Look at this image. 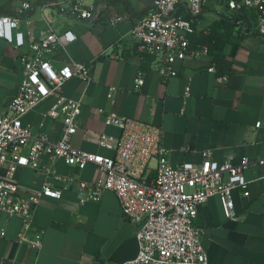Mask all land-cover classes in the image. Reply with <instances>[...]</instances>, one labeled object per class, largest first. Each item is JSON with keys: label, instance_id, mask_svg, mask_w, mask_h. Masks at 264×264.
<instances>
[{"label": "crops", "instance_id": "crops-1", "mask_svg": "<svg viewBox=\"0 0 264 264\" xmlns=\"http://www.w3.org/2000/svg\"><path fill=\"white\" fill-rule=\"evenodd\" d=\"M25 2L33 7L21 15L19 28L13 32L23 31L26 45L20 50L0 37V114L7 112L24 78L20 52L30 49V39H41L49 25L58 33L72 30L77 40L48 56L55 68L71 58L84 61L95 76L85 93V83L78 77L63 87L66 95L82 98L73 147L114 155L113 150L99 146L97 134H121L119 127L105 122L106 114L116 112L159 126L173 165H200L207 151L218 162L231 159L237 163L247 156L252 164L244 176L250 194L245 196L242 188L232 192L237 219L227 218L219 196H212L199 206L195 222L203 229L201 243L209 264H264V163L257 161L264 159V37L256 32L236 34L231 29L235 13L227 1L207 0L194 26L196 32L206 34L216 28L222 35L210 42L216 53L177 59V74L165 79L155 68V56L141 52L130 33L154 0H0V16H20ZM75 5L96 6L101 17L93 22L82 20L73 13ZM187 12V6L181 5L179 13L187 16ZM116 14L125 15V20L109 23L108 17ZM245 15L255 22L252 10H245ZM212 64L229 76L226 83H219L217 73L208 70ZM140 73L145 83L137 89L135 78ZM188 84L189 95L185 93ZM110 86L117 88L114 102L107 96ZM55 100L51 96L23 116L25 125L46 133L52 141L63 130L61 119L45 115ZM101 108L103 115L98 113ZM154 159L153 169L157 166ZM42 160L51 163L45 154ZM53 166L62 177L91 181L100 174L93 163L79 168L60 158ZM18 179L34 188L48 180L61 188L62 197L43 196L36 206L34 226L44 230L40 248L18 244L21 219L0 211V229L5 231L0 237V264H120L136 256L138 224L123 215L115 192L105 191L99 201L81 203L75 186L61 178H47L24 167Z\"/></svg>", "mask_w": 264, "mask_h": 264}, {"label": "built area", "instance_id": "built-area-1", "mask_svg": "<svg viewBox=\"0 0 264 264\" xmlns=\"http://www.w3.org/2000/svg\"><path fill=\"white\" fill-rule=\"evenodd\" d=\"M206 1L154 0L153 6L135 20L130 33L138 41L141 52L155 56V68L163 78L177 74L174 68L177 59L210 53L208 45L192 46L190 40L196 32L195 21ZM226 1L235 13L231 19L236 34L256 32L264 37V0ZM184 4L188 8L187 16L179 13ZM32 7L31 3L25 2L19 9L20 16H0V37L20 50L26 45L24 32L13 30L19 28L21 15ZM245 10L254 12L255 22L248 20ZM73 13L89 22L101 17L96 6L83 8L75 5ZM125 18V15L116 14L109 16L108 21L117 24ZM27 23L32 24V21ZM76 40L77 35L72 30L58 33L50 25L41 39H30V49L20 52L24 78L7 112L0 114V211L21 219L17 243L42 246L44 230H36L34 226L36 206L43 196L62 197L61 188L48 180L37 188L22 184L18 179L19 170L31 167L47 178H61L75 186L81 203L97 202L105 191L116 193L123 215L138 224L137 254L120 264H209L208 252L201 243L203 229L195 222L198 208L210 197L219 196L226 217L237 219L232 192L242 188L245 189L244 195L249 196V182L244 171L252 164L251 160L244 156L237 163L231 159L218 162L213 160L212 152L207 151L200 165H173L168 158L169 150L162 145L159 126L116 112L106 114L105 122L119 127L121 134H97L99 146L113 150L114 155L74 148L72 138L79 128L82 98L66 95L63 87L68 80L78 77L85 83V93L95 76L84 61L71 58L55 68L48 55L58 48L66 49ZM104 54L109 55V52ZM208 70L217 73L219 83H226L229 79L215 64ZM144 83V75L140 73L135 78V86L140 89ZM116 89L115 86L109 87L107 96L110 102H114ZM185 93L190 94L189 84ZM51 96L56 100L45 115L61 119L63 123L62 135L57 141L23 123L24 115ZM104 112L103 108L98 111L101 115ZM44 154L50 164L43 163ZM60 158L79 168L93 163L98 166L100 174L91 181L62 177L53 166ZM154 158L157 159L155 169L151 167ZM257 161L264 163V159ZM4 233V229H0V237Z\"/></svg>", "mask_w": 264, "mask_h": 264}, {"label": "trees", "instance_id": "trees-1", "mask_svg": "<svg viewBox=\"0 0 264 264\" xmlns=\"http://www.w3.org/2000/svg\"><path fill=\"white\" fill-rule=\"evenodd\" d=\"M234 27L231 26V29ZM218 31L215 29H212L208 33H201V32H195L193 35H191L190 40H191V45L196 46L197 44H207L210 48V52L215 54L216 53V46L210 45V42L214 39L218 38ZM221 35V34H220ZM219 35V36H220ZM222 36V35H221ZM231 42V41H230Z\"/></svg>", "mask_w": 264, "mask_h": 264}, {"label": "rangeland", "instance_id": "rangeland-1", "mask_svg": "<svg viewBox=\"0 0 264 264\" xmlns=\"http://www.w3.org/2000/svg\"><path fill=\"white\" fill-rule=\"evenodd\" d=\"M154 163H155V159L152 160V162H151V166H153Z\"/></svg>", "mask_w": 264, "mask_h": 264}]
</instances>
